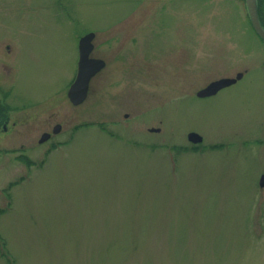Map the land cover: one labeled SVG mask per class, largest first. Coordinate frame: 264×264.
I'll use <instances>...</instances> for the list:
<instances>
[{"label":"rangeland","instance_id":"obj_1","mask_svg":"<svg viewBox=\"0 0 264 264\" xmlns=\"http://www.w3.org/2000/svg\"><path fill=\"white\" fill-rule=\"evenodd\" d=\"M248 8L0 0V94L16 119L0 135V264H264V40ZM90 31L106 66L74 105ZM191 130L224 146L170 150Z\"/></svg>","mask_w":264,"mask_h":264},{"label":"water","instance_id":"obj_2","mask_svg":"<svg viewBox=\"0 0 264 264\" xmlns=\"http://www.w3.org/2000/svg\"><path fill=\"white\" fill-rule=\"evenodd\" d=\"M248 4V9L250 17L255 30L264 39V29L260 24L257 12V0H246ZM94 37L95 33L89 32L83 35L79 40V60H78V70L74 81L71 83L68 89V97L70 101L78 105L88 97L90 91V82L94 75L99 73L106 65V61L103 58L94 57L91 55L94 48ZM243 76V72L237 73L236 77H223L210 82L207 86L200 89L197 94L199 96H208L215 94L221 88L228 86L238 78ZM60 125L54 127V132L60 131ZM158 130V129H157ZM189 138L194 141L202 140V136L197 132H190ZM50 137V133L44 132L40 138V142L47 140ZM260 184L264 185V175L261 177Z\"/></svg>","mask_w":264,"mask_h":264},{"label":"flooded vegetation","instance_id":"obj_3","mask_svg":"<svg viewBox=\"0 0 264 264\" xmlns=\"http://www.w3.org/2000/svg\"><path fill=\"white\" fill-rule=\"evenodd\" d=\"M94 47H95V45H94ZM230 77H233V76H230ZM240 79H242V77L241 78H239V79H237V81L235 82V83H237ZM235 83H233V84H235ZM232 84V85H233ZM230 86V85H229ZM227 87V86H226ZM225 88V87H224ZM223 89V88H222ZM221 90V89H220ZM219 90V91H220ZM218 91V92H219ZM217 92V93H218ZM216 94V93H215ZM215 94H213V95H215ZM196 95H197V92H196ZM198 96V95H197ZM208 96H212V95H208ZM208 96H204V97H208ZM198 97H200V96H198ZM5 99H4V97H3V95H1L0 94V135L1 134H6V133H9L10 131H9V129L11 128V127H15V125H16V119H12L13 121H11L10 122V111H6L4 108H5V101H4ZM126 116L125 117H128V114H125ZM58 124V123H57ZM56 125V124H55ZM54 125V126H55ZM53 126V127H54ZM61 127H62V125H61ZM98 127H106L105 125H100V126H98ZM161 130V128L159 127V130L158 131H160ZM191 131H196V130H191ZM191 131H189V132H191ZM188 132V133H189ZM196 132H198V131H196ZM188 133H187V142H188V145H182V144H180V145H176V144H174V145H170L171 146V148H174V149H177V147H179V146H182V147H189V148H192L191 150H187V151H185V152H193V153H196V152H198V151H200V148L203 146V144L205 145V143H204V141H206V136L204 135V134H202V133H200V132H198V133H200L202 136H203V140L201 141V142H193L192 140H189V138H188ZM53 135V134H52ZM51 135V136H52ZM164 140V139H163ZM161 145V146H160ZM166 141H162V142H160L159 141V144H158V146L159 147H162V148H164V147H166ZM206 146V148L208 149V148H211V149H213V148H217V147H223L224 146V144L222 143V141L221 140H219V141H216L215 143L214 142H211V143H208V144H206L205 145Z\"/></svg>","mask_w":264,"mask_h":264},{"label":"trees","instance_id":"obj_4","mask_svg":"<svg viewBox=\"0 0 264 264\" xmlns=\"http://www.w3.org/2000/svg\"><path fill=\"white\" fill-rule=\"evenodd\" d=\"M262 2H264V0H262ZM4 109L7 110L6 106H5ZM84 124H86V123H84ZM79 126H81V125H79ZM102 129L107 130L105 127H102ZM177 149H178V152H182V151L191 150L192 148L179 146V147H177ZM18 158L21 159V160H23L24 162H26L28 165L35 164V161H33L28 155H26V154H24V153L18 155ZM1 210H3V209H1ZM2 254H3L4 256L7 255V254L4 253V252H3ZM7 259H8V261L10 262L11 259H10L8 256H7Z\"/></svg>","mask_w":264,"mask_h":264},{"label":"bare ground","instance_id":"obj_5","mask_svg":"<svg viewBox=\"0 0 264 264\" xmlns=\"http://www.w3.org/2000/svg\"><path fill=\"white\" fill-rule=\"evenodd\" d=\"M90 32H93V33H95V37H96V35H97V33L95 32V31H90ZM95 37H94V39H95ZM94 45H95V43H94ZM95 49V47L93 48V50ZM92 55V54H91ZM98 74V73H97ZM96 74V75H97ZM96 75H94L93 77H92V79L96 76ZM243 76H244V73H243ZM243 76H242V78H243ZM92 79H91V81H92ZM232 85V84H231ZM90 86H91V82H90Z\"/></svg>","mask_w":264,"mask_h":264}]
</instances>
